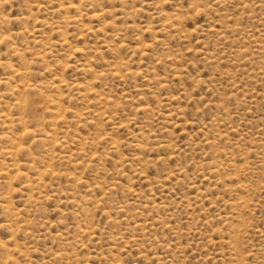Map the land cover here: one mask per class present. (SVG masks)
Listing matches in <instances>:
<instances>
[{
    "label": "rangeland",
    "instance_id": "rangeland-1",
    "mask_svg": "<svg viewBox=\"0 0 264 264\" xmlns=\"http://www.w3.org/2000/svg\"><path fill=\"white\" fill-rule=\"evenodd\" d=\"M0 264H264V0H0Z\"/></svg>",
    "mask_w": 264,
    "mask_h": 264
}]
</instances>
